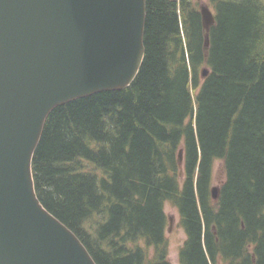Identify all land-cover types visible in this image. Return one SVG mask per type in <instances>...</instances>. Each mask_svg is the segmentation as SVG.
I'll use <instances>...</instances> for the list:
<instances>
[{
  "label": "trees",
  "instance_id": "obj_1",
  "mask_svg": "<svg viewBox=\"0 0 264 264\" xmlns=\"http://www.w3.org/2000/svg\"><path fill=\"white\" fill-rule=\"evenodd\" d=\"M208 2L207 33L199 1L147 0L135 81L46 120L37 196L97 264H171L167 202L186 234L180 264H264V0Z\"/></svg>",
  "mask_w": 264,
  "mask_h": 264
},
{
  "label": "water",
  "instance_id": "obj_2",
  "mask_svg": "<svg viewBox=\"0 0 264 264\" xmlns=\"http://www.w3.org/2000/svg\"><path fill=\"white\" fill-rule=\"evenodd\" d=\"M146 18L147 0H0V264H97L38 198L32 163L54 109L135 81Z\"/></svg>",
  "mask_w": 264,
  "mask_h": 264
},
{
  "label": "rangeland",
  "instance_id": "obj_3",
  "mask_svg": "<svg viewBox=\"0 0 264 264\" xmlns=\"http://www.w3.org/2000/svg\"><path fill=\"white\" fill-rule=\"evenodd\" d=\"M197 1H199L200 6L203 4L208 5L209 3L208 0ZM210 8L212 9V7ZM224 179V164L222 161L218 160L214 163L212 184L213 187H219L223 183ZM164 211L168 219V226L165 232V236L168 239V260L171 264H180L179 250L186 239V234L180 224L179 212L170 202L165 203ZM170 218L174 219L172 226H170Z\"/></svg>",
  "mask_w": 264,
  "mask_h": 264
}]
</instances>
